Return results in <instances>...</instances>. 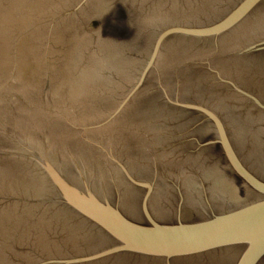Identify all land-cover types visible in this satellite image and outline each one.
<instances>
[{"label": "water", "instance_id": "water-1", "mask_svg": "<svg viewBox=\"0 0 264 264\" xmlns=\"http://www.w3.org/2000/svg\"><path fill=\"white\" fill-rule=\"evenodd\" d=\"M0 264H264V0H0Z\"/></svg>", "mask_w": 264, "mask_h": 264}]
</instances>
